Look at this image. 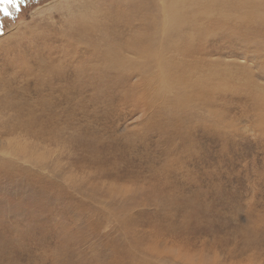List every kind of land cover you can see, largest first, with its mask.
Masks as SVG:
<instances>
[{
	"label": "rangeland",
	"instance_id": "1",
	"mask_svg": "<svg viewBox=\"0 0 264 264\" xmlns=\"http://www.w3.org/2000/svg\"><path fill=\"white\" fill-rule=\"evenodd\" d=\"M165 1L0 14V264H264V0Z\"/></svg>",
	"mask_w": 264,
	"mask_h": 264
},
{
	"label": "bare ground",
	"instance_id": "2",
	"mask_svg": "<svg viewBox=\"0 0 264 264\" xmlns=\"http://www.w3.org/2000/svg\"><path fill=\"white\" fill-rule=\"evenodd\" d=\"M182 1V0H180ZM180 1L179 0H169L168 1V4H167V0L165 1V5L167 4L166 8H167V13H168V16L170 17V22H175L173 25H179V26H182L183 24V21L181 20V18L179 17V13L181 11V5H180ZM212 1H216L217 0H212ZM194 2V5L197 6L199 5L200 8H199V13L202 14V11H201V4H202V1L201 0H193ZM213 5V4H212ZM166 22V21H165ZM168 23V22H167ZM165 26V25H164ZM197 28V27H196ZM198 29V28H197ZM148 42V41H147ZM151 43V42H149ZM107 53V52H106ZM108 54H113V55H117L116 52L114 51H108L107 55ZM107 55H103V60L106 62L109 58ZM110 62V60H109ZM115 62V61H113ZM114 66H116V63H113ZM118 64V63H117ZM163 73V72H162ZM167 74V73H166ZM168 83L171 85V86H174V88H176V86H180L181 83L178 81H173V80H169ZM187 85V84H186ZM203 86V85H201ZM187 87V86H186ZM190 89V88H189ZM205 89V87H204ZM182 93V92H181ZM185 95V94H184ZM183 96V94H182ZM185 98V97H184Z\"/></svg>",
	"mask_w": 264,
	"mask_h": 264
},
{
	"label": "snow or ice",
	"instance_id": "3",
	"mask_svg": "<svg viewBox=\"0 0 264 264\" xmlns=\"http://www.w3.org/2000/svg\"><path fill=\"white\" fill-rule=\"evenodd\" d=\"M26 3V0H0V14L3 15V17H7L10 19H15L16 15L13 14L9 9L15 8L16 14H19L21 11V5H24ZM3 22L0 21V31L3 29Z\"/></svg>",
	"mask_w": 264,
	"mask_h": 264
}]
</instances>
